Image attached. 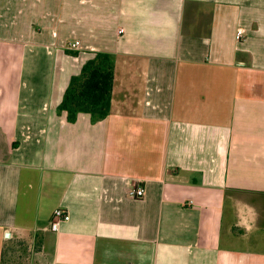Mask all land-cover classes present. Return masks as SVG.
Returning <instances> with one entry per match:
<instances>
[{"label":"crops","instance_id":"1","mask_svg":"<svg viewBox=\"0 0 264 264\" xmlns=\"http://www.w3.org/2000/svg\"><path fill=\"white\" fill-rule=\"evenodd\" d=\"M97 53L111 113L70 123ZM20 240L28 264H264V0H0V264Z\"/></svg>","mask_w":264,"mask_h":264},{"label":"trees","instance_id":"2","mask_svg":"<svg viewBox=\"0 0 264 264\" xmlns=\"http://www.w3.org/2000/svg\"><path fill=\"white\" fill-rule=\"evenodd\" d=\"M114 72L115 64L111 54H95V57L83 66L80 75L71 78L59 111L67 113L70 123H76L80 114L90 115L94 124L105 120L111 113ZM40 248L41 240L37 236L35 251Z\"/></svg>","mask_w":264,"mask_h":264},{"label":"built area","instance_id":"3","mask_svg":"<svg viewBox=\"0 0 264 264\" xmlns=\"http://www.w3.org/2000/svg\"><path fill=\"white\" fill-rule=\"evenodd\" d=\"M124 30H120L119 34H123ZM80 42L76 41L69 45V50H79L81 48ZM130 196L134 199H143L145 197V189L141 186H136L131 190ZM70 220V215L65 209H58L55 211L52 221V231H58L60 225Z\"/></svg>","mask_w":264,"mask_h":264},{"label":"rangeland","instance_id":"4","mask_svg":"<svg viewBox=\"0 0 264 264\" xmlns=\"http://www.w3.org/2000/svg\"><path fill=\"white\" fill-rule=\"evenodd\" d=\"M31 246L24 240L9 245L7 247V254H5V264H28Z\"/></svg>","mask_w":264,"mask_h":264}]
</instances>
